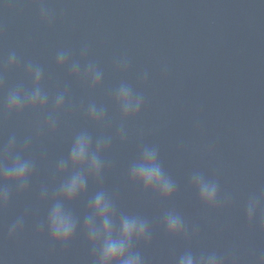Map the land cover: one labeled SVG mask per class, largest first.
<instances>
[{
    "label": "water",
    "instance_id": "obj_1",
    "mask_svg": "<svg viewBox=\"0 0 264 264\" xmlns=\"http://www.w3.org/2000/svg\"><path fill=\"white\" fill-rule=\"evenodd\" d=\"M51 23L40 20L35 0H0V105L9 89L23 83L31 61L43 69L42 89L49 95L44 111L20 115L0 107V143L10 135L31 137L26 156L36 164L25 192L8 185L9 203L0 208V264H94L92 247L82 230L88 199L100 187L114 199L118 213L139 215L149 222L151 239L137 244L144 264H177L186 251L215 252L225 264H264V230L249 224L245 205L264 191V0H45ZM87 47V55L81 49ZM70 50L81 68L94 62L103 73L101 85L90 88L73 76L56 54ZM11 51L19 64L5 70ZM127 58L126 70L117 61ZM147 74V79L143 76ZM121 82L144 97L140 114L122 121L112 100ZM67 90L65 107L56 116L55 132L36 126L52 111V100ZM90 103L106 109V123L87 117ZM124 124L126 137L119 139ZM88 130L94 138L111 136L102 153L103 184L90 181L88 192L67 207L80 227L66 245L50 238L46 227L51 195L64 177L56 162L67 156L74 135ZM144 145L159 149L160 161L176 191L162 200L133 183L130 164ZM194 171L219 184L221 204L203 205L190 184ZM41 187L49 198L41 199ZM230 196L228 203H223ZM184 219L188 238L167 234L164 213ZM24 217L21 231L9 227ZM234 256L233 261L230 257Z\"/></svg>",
    "mask_w": 264,
    "mask_h": 264
},
{
    "label": "clouds",
    "instance_id": "obj_2",
    "mask_svg": "<svg viewBox=\"0 0 264 264\" xmlns=\"http://www.w3.org/2000/svg\"><path fill=\"white\" fill-rule=\"evenodd\" d=\"M39 7L40 20L51 23L53 14L45 0H35ZM87 47L81 49V56L87 55ZM70 50H60L56 54V64L60 67L68 65L71 74L83 80L90 88H97L103 80V73L94 62L87 63L83 69L79 61L72 60ZM19 64L15 51H11L6 63L2 67L13 69ZM127 58L117 61L120 70L127 69ZM25 72L32 81L31 89H25L23 83H18L9 89L3 100V111L9 115H20L26 110L44 111L49 105V95L41 87L43 69L31 61L25 65ZM147 79V74L143 76ZM0 87H3V75L0 74ZM67 90L58 92L53 100L52 111L36 126L39 135L43 130L55 132L57 128V114L65 107ZM112 100L120 111L122 121L137 117L144 104V97L134 91L133 86L121 82L114 90ZM88 119L96 125L106 123V109L90 103L86 109ZM119 139L124 140L126 132L124 124L118 129ZM111 136L94 138L88 130H81L72 138L67 156L56 162L55 174L64 177L51 195V206L48 209L46 223L39 228L46 227L53 242L68 244L75 236L80 220L67 207L85 196L89 182L103 184L105 161L102 153L111 144ZM23 147L18 148V139L10 135L5 143H0V208L6 207L10 199L8 185L15 187L17 192H25L33 177L35 161L25 155L28 151L31 137L23 140ZM130 180L142 186L143 190L157 194L162 200L171 199L176 191L174 180L166 173L159 157V149L155 145H144L139 151L138 158L128 169ZM190 184L196 190L200 202L215 208L220 205L219 184L214 178L207 177L203 172L194 171L190 176ZM49 198L47 187H41V199ZM231 197L225 196L223 203L230 202ZM88 211L83 218L82 230L92 247L94 264H144V258L136 245L151 239L149 222L139 215L118 213L112 196L100 187L88 199ZM245 215L249 224L258 221L264 230V191L258 195H251L245 205ZM163 227L167 234L174 237L188 238L189 232L183 217L174 210L164 213ZM24 217H18L9 227L8 235L14 236L21 231ZM233 261L235 257H230ZM177 264H225V257L215 252L193 254L186 251L178 257Z\"/></svg>",
    "mask_w": 264,
    "mask_h": 264
}]
</instances>
